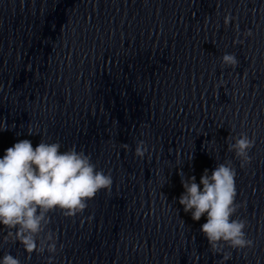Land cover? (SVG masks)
Returning a JSON list of instances; mask_svg holds the SVG:
<instances>
[{
  "label": "clouds",
  "instance_id": "1",
  "mask_svg": "<svg viewBox=\"0 0 264 264\" xmlns=\"http://www.w3.org/2000/svg\"><path fill=\"white\" fill-rule=\"evenodd\" d=\"M234 17L227 14L224 24L228 26ZM253 35L251 30L244 32L245 37ZM243 43V40L234 41ZM223 66L235 70L239 60L235 54L225 53L221 57ZM8 126L2 120L0 131ZM29 135H34L31 131ZM228 151L239 160L241 169L250 165L249 152L254 147V139L241 132L232 137ZM59 141L48 142L41 139L34 147L31 140L21 139L8 147L0 158V231L7 230L3 243L19 244L25 252L39 255L47 252V264H53L58 253L57 234L49 227L50 213H60L65 218H75L88 208V202L98 193L111 191L113 179L110 173L98 169L91 155L77 150L73 145L61 151ZM128 150L129 145L122 144ZM149 147L144 140H138L134 155L143 160ZM193 157L190 154L189 160ZM181 184L184 192L179 204L185 213L191 214L193 221H200L201 233L206 238L213 254H222L220 264L231 258L232 250L251 249L254 244L245 231L247 221L236 217L241 207L236 202V169L232 160L216 165L209 174L205 169L199 183L196 177H186L182 172ZM202 185V188H201ZM63 245H60V249ZM0 264H21L18 257L5 253Z\"/></svg>",
  "mask_w": 264,
  "mask_h": 264
}]
</instances>
